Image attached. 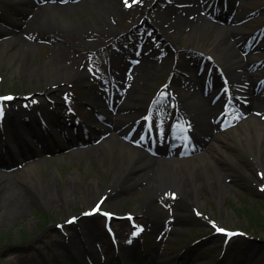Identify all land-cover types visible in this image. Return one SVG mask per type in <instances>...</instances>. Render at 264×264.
Listing matches in <instances>:
<instances>
[{
    "label": "rangeland",
    "instance_id": "rangeland-1",
    "mask_svg": "<svg viewBox=\"0 0 264 264\" xmlns=\"http://www.w3.org/2000/svg\"><path fill=\"white\" fill-rule=\"evenodd\" d=\"M161 1L162 6L169 3L167 0ZM25 2L0 0V19L19 26L20 20L24 18L23 14L26 13L25 16L33 14L34 10L33 7H27ZM110 3H112L110 11L118 5L126 10L122 21H118L113 13L106 17V20L110 18L117 30L125 33L127 25L137 20V11L144 2L139 0L138 3H133L132 0H128L131 7L126 6L125 0H112ZM246 7L248 8L246 13L252 12L254 15L264 9V0H248ZM180 10L183 11L182 8ZM199 12L201 11L197 8L195 12L189 10L184 14L189 21H195ZM76 13L78 15L76 20L80 21V25L79 23L68 25L71 27L68 28L69 33H64L62 30L67 29V26H60L57 31V34L63 36L68 43L62 44L53 40L51 33H47L28 51L33 60L32 64L42 65L57 49L64 64L73 67V70L79 69L84 75L81 79L55 80L56 83L52 86L57 88V91H50L48 95L56 103L50 102L45 95L47 93L45 89L51 85L47 82V74L41 75V79H38L28 70L16 68L19 57L10 59L8 50L4 53L0 52V93L10 91L20 94L37 89L43 92L33 95L39 98L36 104H31L32 98H28L27 105L20 98L5 104L7 110L5 124L2 128L0 126L4 139H9L13 149L19 148L16 142L25 141L26 131L35 128L39 134L42 133L41 118H46L54 131L57 127L58 135L63 136L60 130L65 133L69 131L71 134V138L67 137L68 140L59 135L65 142L60 147L51 146V136L42 147L33 146L37 160L45 159V163L39 169L38 178L33 177L28 182L22 178H18L16 182L12 178L15 170L11 168L16 166L18 170L20 163L27 162L22 153L15 155V159L8 151L0 156V169L6 171V167L10 168L7 169L8 174L0 176V264H264V188L259 184L263 180L258 177L257 170L250 166L252 158L247 153H242L239 146L233 145L231 149L238 155L237 159L241 166L228 170L231 174H228L224 181L222 179V183L232 187L231 190L220 196L201 191L200 197L203 200L201 205L194 201L192 194H186L187 192L184 191L181 193L176 188L156 191L154 188L144 187L147 183L146 179H139L138 182L132 180L133 175L130 172L121 177L123 173L112 167L109 157L104 154L95 157L92 151H77L78 142H85L86 139V132L81 130L84 124L98 125L97 120L101 121L102 116H107L105 111L96 112L88 109L90 105L102 109L98 100V91L104 73H107V64L106 62L102 64L103 59L118 53L115 46L121 48L122 44L128 43L130 39L126 34L115 37L114 34L105 33L101 37V43L105 40L108 46L103 52H101L102 46H89V43L75 44L77 39L83 40V37L79 34L81 30L76 32L72 31L73 29L79 30L80 26L84 27L82 31L88 29L87 34L90 36L86 35L85 39L92 41L97 36L90 32L92 29L89 27L94 26L92 18L95 20V25H104L91 3L86 5L85 10L77 6ZM1 22V33L12 35V29L6 28L4 24L1 25ZM163 23L166 27L172 25L170 21ZM263 23L262 17L253 20L244 25L242 31L245 34L250 33L251 30L256 31ZM178 26L174 28V32L176 30L180 32L176 37L177 42L182 45L179 47L184 45L187 47L188 44L197 45L196 38L193 36L190 40L189 35L186 34L188 30H183L185 27L182 22ZM14 29L17 30L18 27L15 26ZM145 30L151 32L148 26ZM211 34L212 30L207 35ZM153 36L155 38V34ZM97 48L101 49L100 53L95 52ZM182 51L179 50L178 53H183ZM94 53L98 55L96 58L92 55ZM122 60L124 61V57L111 66V70H121ZM175 60L171 56L164 61L163 70L155 74L149 83L148 94L143 98V100L147 99L146 103L166 82L168 71ZM186 63L183 58H179V69H186ZM63 91L74 94L78 104L77 111L82 121H76L74 115H68L69 119L65 122L61 118L54 120L53 116L64 110L63 105L58 102V96ZM14 109L18 118H11L15 116L12 113ZM15 119L20 123V132L17 133H14ZM25 119L28 125L22 124L21 120ZM70 122L77 123L78 127L70 126ZM89 128L92 130L91 126ZM27 137L33 139L31 135ZM114 145L116 147L117 141H114ZM33 147L27 151L26 157L34 158ZM226 150L229 152V148ZM45 152H50L52 155L48 156ZM224 157L225 155L220 157L217 153H213L210 158L223 168L229 163ZM135 174L137 172L134 176ZM195 175L198 181L204 178V172L196 170ZM222 183L217 189L223 190ZM15 187H21L20 191L23 195L14 194ZM20 195H22L20 198L17 197ZM107 199L111 201L108 203ZM24 200L28 202V208L21 210V213L17 212L20 207L18 205L16 208L17 203ZM99 201L101 202L99 209L102 212L108 210L117 216L126 212L134 213L136 224L144 230L141 241H134L135 246L129 247L133 237L128 238V236L137 234L135 227L127 218L113 219L112 224L117 230L121 246L118 251L112 248L105 231L104 215L100 212L92 215L83 214ZM146 209L150 211L149 216H144L142 213ZM73 215H78L77 219L70 221ZM217 224L226 228H239L246 231V235L236 234L226 241L223 235L213 233ZM89 228H92V231L88 230ZM84 241L90 242L91 252L87 250ZM224 241L226 243H223ZM186 249L193 251L191 257H185ZM220 255L224 257L220 258Z\"/></svg>",
    "mask_w": 264,
    "mask_h": 264
},
{
    "label": "bare ground",
    "instance_id": "bare-ground-1",
    "mask_svg": "<svg viewBox=\"0 0 264 264\" xmlns=\"http://www.w3.org/2000/svg\"><path fill=\"white\" fill-rule=\"evenodd\" d=\"M110 1L112 2V0H81L80 2L63 7H59L57 4H51L55 7L52 11L41 8L42 12H37V14H35L30 21L26 22L29 23V26L26 28V32L30 34L31 39L22 37L21 32L19 31H14L9 38H4L5 36L0 34V52L4 53L8 50V57H10V59L19 57V62L16 64L17 69L28 70L31 75H36L39 79L41 78V75L47 74V82L50 84L56 83L55 80L57 81L59 78L61 80H66L68 78L81 79L84 75L80 73L79 69L76 68L77 70H73V67L64 64V60L60 58V52L57 49L56 52L50 56L48 61L42 65H33V60L29 56L28 51L32 48V45L39 41L44 33H51L53 40L59 41L62 44L68 43L63 36L60 37L57 34V31H59L58 28L60 26H67V29L63 28L62 30L64 33H69L70 31L68 28L71 27L68 25L76 23H79L80 25V21L76 20L78 15L75 7L78 5L81 10H84L88 3L93 5V8L97 11L98 18L103 20L106 27L104 25H95V20L92 18L94 26L89 28L92 29L90 31L91 34L97 35L96 38L92 41H86L85 36H90V34H87L88 29L82 31L84 27L80 26L79 30H72L76 32L81 30V33L79 32V34H82L83 37V40L77 39L75 44L84 45L89 43V46L95 45L96 47H100L106 43L105 40L101 43V37L105 33H110V35L114 34L115 37H120V30H117V28L113 26V23L109 20L110 18L106 20V17L110 13H113L114 17H116L118 21H122L126 15V10L120 8L118 5L110 11L112 6ZM191 1H194L195 4L197 3L200 8L203 6L206 8L208 6V4H204L201 0H198L199 2L197 0ZM145 4H150V2L145 1ZM240 7H236V9L239 10ZM238 10L236 14L232 15L231 18H228L225 22L221 20V22L217 21V23L213 20H209L203 14L198 15V17L196 16L195 21H189V19L182 14V11L174 16L175 20L173 21L170 17L172 13H176L174 9L162 11L161 8H158L157 6L156 8L154 6L150 8L144 6L141 10V14L146 15L143 24H146V26L152 25L153 28H155V31L158 32L159 36L169 40L172 44L175 37L174 30L179 27L178 24L182 22V25L188 28L189 39L191 40V37L193 36L196 38L198 42L196 48L209 53L215 63L225 67L232 74L233 78L243 76V81L240 80V82H245L244 86L248 87L249 81H252V84L246 93H251L253 100H258L260 102V96L256 95L257 90L255 82L261 76L262 71H264L263 61L262 63L259 61L261 56L264 55V50L262 52L257 50L260 49L261 45H263L264 40H261L259 44L247 55L240 52V48L236 50L235 47L240 40L237 39L236 36L240 35L243 37V34H241L240 31L242 30L243 25L247 23L240 22V19H242L240 17L243 16V13L238 12ZM261 17L264 18V11H262L260 16H257L256 19ZM164 19L172 22L171 27H166L164 25ZM250 21H252V19L248 22ZM134 23H136L135 20L130 23L129 28H126L130 29ZM138 28L139 27H137V29ZM211 30L212 34L207 35ZM24 35L26 34H23V36ZM254 45H256V43L252 46ZM121 55V52L117 53L116 56L113 55L111 63H115V58H120ZM186 60L188 61L187 66L189 69V76L186 77V84L177 88L180 101L179 107L192 114L194 128L196 129L198 135L203 137L201 142L202 146L207 148L206 151L196 154L195 156L171 158V154L167 152L168 150H165L163 146L158 145L157 148L159 149V157L155 158L145 155L142 150H135V147L129 145L127 141L119 138L120 135L125 133L128 127L132 126L127 125L126 127H122V124L128 122L129 119L135 120L143 115V109L138 105L140 100L139 98L145 94V90L148 89L149 83L152 81L155 74H159L161 72L162 68L160 66H156V64H148V70L146 72L144 71L145 73L140 77L141 82L129 89L126 102L120 106V111H117V117L114 118L116 123L113 124L112 128L106 124H101L106 127L107 131L112 129L110 130L111 132H108V137L104 138L98 145L93 144L91 147H88L90 145L86 146L89 150L85 147H79L78 151H92L93 156L95 157L104 154L109 157L112 167L123 173L121 177L130 172L134 177H132V180H135L136 182H138L139 179H146L147 183L144 186L146 189L154 188L156 191H162L165 189L176 188L181 193L184 191L185 193L187 192L186 194H192L194 196V201L201 205L203 204V200L200 197L201 191L210 192L213 195L220 196L223 193H228L232 188L229 185L222 183V179L224 181L226 176L228 177V174H231L228 170L239 168L241 164L238 162V155L234 153L232 149H229V152H226L224 150L226 147H231L233 145L239 146L242 153H247L252 158V164H250V166L261 170V178H264V120L251 116L230 129L219 130V132L216 133L214 127L216 125L213 123L218 121L217 116L219 112L215 113V110L218 109L220 101L222 99L224 101V98L222 97L221 100L218 101L215 99L216 95H214L213 92L210 95H207V93L212 91L209 88H205V76L210 67V62L202 59V57L196 56L193 53L190 54ZM256 65L258 68L255 69ZM201 66L204 68L203 72H200ZM233 67L240 68L242 71L237 72L233 70ZM120 77L121 76H119V78ZM211 77L214 78L215 87L216 90H218L222 86V81L220 74L213 66L211 70ZM123 86H125V83ZM51 89L55 90L52 88V85L48 87V90ZM258 89L262 90V92H260L261 97L264 96V85L258 87ZM238 92L244 93L242 91ZM262 99L264 100V97H262ZM127 104H132L134 106L137 105V107L133 108L129 112L124 111L128 109H125ZM108 113L111 114L112 111L109 110ZM13 114L15 115L14 117L18 116L17 113ZM15 120L17 121L18 119ZM132 123L133 126H136L139 132L143 130L142 126L144 125V121ZM17 125L18 122H16V126L14 127V133H17L18 131L20 132ZM154 127L158 129L159 126L154 124ZM119 130L120 132H118ZM176 131L177 128L175 126L173 127V130L170 129L169 131L167 127L161 131L157 130L155 135L159 134L158 136L161 138L167 134L166 139H169L167 138L169 137V134H177ZM135 136L138 135L136 134ZM209 136H211V139L209 141L205 140V137ZM114 141H117L116 147L114 145ZM154 141L156 146L157 139ZM149 145H152V142L146 139L144 147L148 148ZM211 152L217 153L220 157L225 155L224 159L228 160V165L222 168L215 160L208 158L206 155H210ZM161 156L164 158H160ZM43 163H45V160L28 161L21 169L15 170V172L12 173V178L15 179L16 182H18V178H22V180L26 182L33 177L38 178V174L40 173L39 169L42 165H44ZM210 168L212 171H208ZM196 170L202 173L204 172V178L201 181H198L196 178ZM136 172L137 174L134 176V173ZM6 173L7 172L0 170V176L3 174L5 175ZM221 183L223 184V190L217 189V186H220ZM20 190H22L21 187H15L14 194H22V191ZM22 195L17 197L20 198ZM110 201V199H107L108 203ZM18 205L20 207L17 212L20 213L21 210L23 211L28 208V202L25 200L21 201L19 204L17 203L16 208ZM148 208L151 210L150 207ZM142 213L144 216L150 215V211H147V209L142 211ZM85 230H87V228H85ZM88 230L92 231V228H89Z\"/></svg>",
    "mask_w": 264,
    "mask_h": 264
},
{
    "label": "snow or ice",
    "instance_id": "snow-or-ice-1",
    "mask_svg": "<svg viewBox=\"0 0 264 264\" xmlns=\"http://www.w3.org/2000/svg\"><path fill=\"white\" fill-rule=\"evenodd\" d=\"M133 3H138L139 0H132ZM126 6L131 7V4L128 3V0H125ZM13 97L7 96V97H0V100H11ZM2 106H0V115H2ZM97 210H99V205H97ZM219 231H223V229H218ZM231 235V234H229Z\"/></svg>",
    "mask_w": 264,
    "mask_h": 264
},
{
    "label": "flooded vegetation",
    "instance_id": "flooded-vegetation-1",
    "mask_svg": "<svg viewBox=\"0 0 264 264\" xmlns=\"http://www.w3.org/2000/svg\"><path fill=\"white\" fill-rule=\"evenodd\" d=\"M39 79V78H38ZM40 82V81H39ZM36 91H42L41 89H37V90H34V91H30V92H33V93H37Z\"/></svg>",
    "mask_w": 264,
    "mask_h": 264
}]
</instances>
